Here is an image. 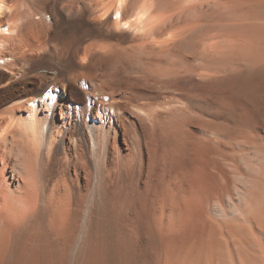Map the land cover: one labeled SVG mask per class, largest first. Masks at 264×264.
<instances>
[{"label": "bare ground", "instance_id": "bare-ground-1", "mask_svg": "<svg viewBox=\"0 0 264 264\" xmlns=\"http://www.w3.org/2000/svg\"><path fill=\"white\" fill-rule=\"evenodd\" d=\"M0 264H264V0H0Z\"/></svg>", "mask_w": 264, "mask_h": 264}, {"label": "rangeland", "instance_id": "rangeland-1", "mask_svg": "<svg viewBox=\"0 0 264 264\" xmlns=\"http://www.w3.org/2000/svg\"><path fill=\"white\" fill-rule=\"evenodd\" d=\"M101 11H102V12H101ZM101 11H100L101 15H104V13H105V10H104V9H102ZM129 20H130V19H129ZM129 20H127V21L129 22ZM127 21H126V22H127ZM128 22H127V23H128ZM130 22H131V21H130ZM127 23H125V22H124V26H123L124 28H125V25H127Z\"/></svg>", "mask_w": 264, "mask_h": 264}, {"label": "snow or ice", "instance_id": "snow-or-ice-1", "mask_svg": "<svg viewBox=\"0 0 264 264\" xmlns=\"http://www.w3.org/2000/svg\"><path fill=\"white\" fill-rule=\"evenodd\" d=\"M117 16H119V13H117ZM125 27H127V25H125Z\"/></svg>", "mask_w": 264, "mask_h": 264}]
</instances>
